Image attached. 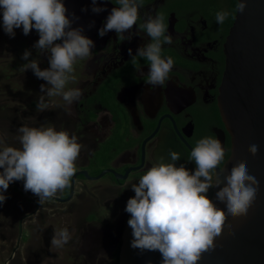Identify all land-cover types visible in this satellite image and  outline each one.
Wrapping results in <instances>:
<instances>
[{
    "label": "flooded vegetation",
    "instance_id": "1",
    "mask_svg": "<svg viewBox=\"0 0 264 264\" xmlns=\"http://www.w3.org/2000/svg\"><path fill=\"white\" fill-rule=\"evenodd\" d=\"M137 2L141 5L137 24L124 33V37L131 35V40L115 31L103 38L98 35L112 8L119 7L117 0H101L97 6L106 11L99 14L82 0L64 2L69 17L72 13L79 17L73 27H83V34L94 41L95 47L88 57L76 62V79L65 88L81 89L80 100L72 104L58 100L60 105L52 119L33 127L50 123L57 130H67L77 137L82 149L70 186L43 205L38 196L24 190L23 180L13 182L18 187L10 184L28 208L19 216L0 220V231L5 223L13 219L17 222L11 233H0L4 244L15 242L5 264L20 255L24 259L19 264H28L25 261L31 256L36 258L34 264H43L45 257L58 258L59 251L53 249L56 247L51 246V239L55 230L64 228L71 236L65 247L75 245L74 264L94 263L99 256L101 264L103 259L107 262L106 256L111 264H120L122 235L130 218L125 209L127 201L135 196L131 186L147 168L158 163L161 156L171 163V149L180 153L177 166L182 164L194 172L195 162L188 158L197 141L205 137L219 139L225 149L217 174L229 160L232 141L221 116L219 98L237 0ZM219 11L231 13L222 25L216 21ZM158 13L164 17L165 35L173 38L172 44H163L162 57H172L174 64L165 83L153 87L146 82L148 62L137 58L134 66L128 50L136 55L139 47L150 42L140 25L149 15ZM20 30L23 32L22 27ZM38 40L39 34L33 29L22 41L37 50L34 45ZM40 55L48 61V53ZM37 102H32V110H37ZM214 190L208 192L210 199ZM56 217L64 220L57 224ZM26 244L31 249L25 248Z\"/></svg>",
    "mask_w": 264,
    "mask_h": 264
},
{
    "label": "clouds",
    "instance_id": "2",
    "mask_svg": "<svg viewBox=\"0 0 264 264\" xmlns=\"http://www.w3.org/2000/svg\"><path fill=\"white\" fill-rule=\"evenodd\" d=\"M101 0H91L92 12L101 13L105 8L97 6ZM119 7H113L98 35L103 38L115 31L121 38L137 24L139 7L137 0H117ZM249 0H237L236 11H247ZM3 29L12 38L15 29L22 27L23 34L29 35L33 29L39 34L34 47L40 53H48L50 68L41 70L39 62L32 60L21 70L31 69L34 75L47 82L41 85L47 97L61 96L68 104L79 101L81 89L65 90L70 81H75L74 65L91 54L94 41L85 36L83 27L74 28L79 19L72 13L63 0H0ZM82 11L87 12L88 9ZM228 11L216 13V21L222 25ZM94 26L90 25L89 27ZM150 37V42L128 53L135 66L137 58L148 62L146 82L153 87L162 86L168 79L173 67L172 57H162L163 44H172L171 35H165L166 25L162 14L149 15L140 25ZM62 41V43H56ZM31 52L25 51L24 60ZM142 74V71L139 72ZM143 76V77H145ZM45 95L37 102V111L47 110ZM21 148L11 146L0 149V204L6 201L3 194L14 181H24V190L39 197L43 205L70 186L76 174V161L82 145L75 135L67 130H57L52 124L40 127L22 126L18 130ZM249 153L255 157L259 145L251 144ZM171 163L161 156L159 162L140 175L138 183L132 184L135 193L127 201L125 211L130 214L127 221L132 229L131 247L144 252L159 251L162 264H199L204 253L214 252L216 239L222 235L226 226V215L236 220L247 217L256 201L259 181L249 174L245 161H237L223 180L217 181V169L225 157V149L219 139L205 137L197 141L191 151L189 162L194 161L196 168L190 172L184 165L177 166L180 153L168 150ZM223 184V187L220 185ZM218 188L216 200L225 205L217 207L208 196L210 189ZM228 235L235 233L229 231ZM71 239L67 228L55 230L51 246L62 248Z\"/></svg>",
    "mask_w": 264,
    "mask_h": 264
},
{
    "label": "water",
    "instance_id": "3",
    "mask_svg": "<svg viewBox=\"0 0 264 264\" xmlns=\"http://www.w3.org/2000/svg\"><path fill=\"white\" fill-rule=\"evenodd\" d=\"M82 1L92 4L91 0ZM226 55L219 107L231 136L232 150L216 179L223 180L235 163L242 160L249 174L259 181V191L247 217L233 220L226 215L225 230L216 239V250L204 253L199 264H264V0H249L247 11L237 12L226 43ZM251 144L259 145L255 157L248 151ZM218 190L215 188L211 200L227 212L225 205L216 200ZM229 231L235 235H228ZM132 240V229L127 223L122 235L120 264H162L159 251L141 255L139 249L131 247Z\"/></svg>",
    "mask_w": 264,
    "mask_h": 264
},
{
    "label": "rangeland",
    "instance_id": "4",
    "mask_svg": "<svg viewBox=\"0 0 264 264\" xmlns=\"http://www.w3.org/2000/svg\"><path fill=\"white\" fill-rule=\"evenodd\" d=\"M24 37L25 35L20 28L15 29L14 38L10 37L4 31L2 9H0V149L7 146L18 149L21 148L18 139L20 134L17 130L24 125L33 127L37 122L49 120L52 114L54 115V112H56L58 105H60L58 100H61L60 103L63 102L61 96H57L58 98L47 97L46 93L41 92L40 86L42 84L46 87L49 85H47L46 81L38 79L31 69L27 71L21 70L25 64L32 60H37L39 62L41 70L50 68L49 62L44 60L37 50H32L29 46H26L22 41ZM25 51L31 52V56L28 60L23 59ZM41 95H45V102L49 104V109L46 112H38L36 109H31L32 102L38 101ZM2 171L3 169H0V172ZM29 193L34 195L30 191ZM3 194L7 199L0 204L1 221L6 218L8 220L10 216H19L23 210H27L28 206L12 186L9 185L8 190ZM48 204L52 205L53 203L48 202ZM58 208H61V206H58ZM61 218L62 219L56 217L54 221L60 224L59 222L64 220L63 217ZM16 223L14 219L5 223L6 226L0 233H11L10 231L14 229ZM13 240H15L14 236ZM14 244L15 242L4 244L0 239V264H5L4 261L10 257ZM65 245L62 248H53L59 251V257H45L44 261H42L43 264H74L75 245L74 243L67 247H65ZM25 248L31 249V246L26 244ZM1 249H6L7 251L2 252ZM63 251L65 253L61 254ZM18 257L19 256H14V260L7 264H19L24 257H21V255L19 258ZM99 257L94 263L89 262V264H101V259ZM106 259V263H104L105 261L103 259V264H111L110 258L106 256ZM26 260V263L34 264L33 262H35L36 258L31 256L29 258L27 257Z\"/></svg>",
    "mask_w": 264,
    "mask_h": 264
}]
</instances>
